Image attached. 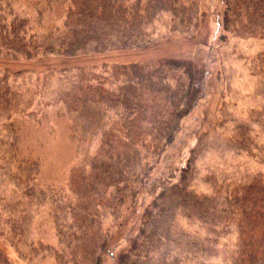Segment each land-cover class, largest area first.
Returning <instances> with one entry per match:
<instances>
[{"label": "trees", "instance_id": "1", "mask_svg": "<svg viewBox=\"0 0 264 264\" xmlns=\"http://www.w3.org/2000/svg\"><path fill=\"white\" fill-rule=\"evenodd\" d=\"M59 14V23L51 19ZM200 14L192 0H0V56L68 60L145 49L173 34L194 35ZM230 38L260 43L245 58L252 105L227 101L232 82L218 74L219 120L198 136L180 179L154 198L119 264H264V170L241 172L227 160L251 156L264 137V0H228L221 39ZM108 67L94 78L80 68L55 103L81 155L61 185L42 184V160L28 145L34 118L45 120L49 106L23 109L10 72L0 68V264H17L6 246L30 263L103 264L126 205L191 112L195 75L181 62ZM46 207L55 245L36 240Z\"/></svg>", "mask_w": 264, "mask_h": 264}, {"label": "rangeland", "instance_id": "2", "mask_svg": "<svg viewBox=\"0 0 264 264\" xmlns=\"http://www.w3.org/2000/svg\"><path fill=\"white\" fill-rule=\"evenodd\" d=\"M201 9L198 32L194 35L173 34L158 40L152 46L135 50H109L87 57L61 60L58 58H36L33 60H15L0 56V68L11 74V83L24 97L23 109L35 111L49 106L46 119L34 118L36 124L30 128L28 145L33 148L34 156L42 160L41 182L47 184H67L71 168L80 160L76 144L69 136L70 120L59 108L54 107L58 99L71 89L80 68L85 70L86 78L104 75V65L144 62H181L195 75V102L191 112L183 119L182 128L177 133L167 151L156 161L143 184L137 189L126 205L123 217L113 229V236L107 244L103 264H119L123 254L132 246L135 236L142 227L144 217L154 198L167 185L180 179L186 167L190 152L197 143L198 136L208 125L219 120L222 105L223 85L217 76L223 73L226 82L231 84L232 93H225L227 101L234 97L238 109L252 105L251 97L255 80L248 68L249 58L260 50V43L252 40L230 38L222 40L228 0H192ZM57 16V15H56ZM51 16L57 23L61 14ZM60 20L58 21V19ZM161 30V29H160ZM243 56V59H240ZM94 68V70L92 69ZM30 92L33 94L32 99ZM238 92V93H237ZM238 96H235V95ZM233 100V99H232ZM32 105L29 106V102ZM42 111H40L41 114ZM96 146L88 149L94 154ZM259 151V152H255ZM253 153L244 157H227L234 168L241 172L264 170V137ZM81 154L83 150L80 151ZM217 156V155H215ZM211 157H208L209 160ZM215 166L221 164L218 157L212 158ZM67 182V183H66ZM50 208L46 207L37 215L35 221L36 240L57 244L56 229L49 218ZM6 246V245H5ZM7 247V246H6ZM4 247L17 264H36L21 261L14 251ZM210 264H221L220 259ZM41 264H52L41 262Z\"/></svg>", "mask_w": 264, "mask_h": 264}]
</instances>
